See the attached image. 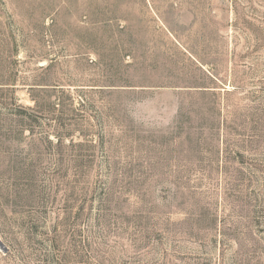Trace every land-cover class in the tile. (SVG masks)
Masks as SVG:
<instances>
[{
  "label": "rangeland",
  "instance_id": "rangeland-1",
  "mask_svg": "<svg viewBox=\"0 0 264 264\" xmlns=\"http://www.w3.org/2000/svg\"><path fill=\"white\" fill-rule=\"evenodd\" d=\"M0 264H264V0H0Z\"/></svg>",
  "mask_w": 264,
  "mask_h": 264
}]
</instances>
